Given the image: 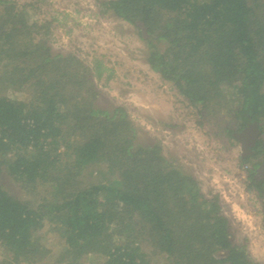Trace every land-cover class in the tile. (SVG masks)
<instances>
[{
    "label": "trees",
    "instance_id": "1",
    "mask_svg": "<svg viewBox=\"0 0 264 264\" xmlns=\"http://www.w3.org/2000/svg\"><path fill=\"white\" fill-rule=\"evenodd\" d=\"M99 11L135 28L201 127L225 115L235 143L249 124L264 132V0H102ZM51 36V22L0 0V264H260L218 190L203 193L159 142L140 143L124 107L96 106L105 63L54 53ZM251 151L240 164L264 205V141Z\"/></svg>",
    "mask_w": 264,
    "mask_h": 264
},
{
    "label": "rangeland",
    "instance_id": "2",
    "mask_svg": "<svg viewBox=\"0 0 264 264\" xmlns=\"http://www.w3.org/2000/svg\"><path fill=\"white\" fill-rule=\"evenodd\" d=\"M13 1L19 7H28L32 20L51 22L50 45L54 53H73L90 66L96 59L105 63L111 72L95 80L99 91L96 106L107 111L124 107L138 130L140 143L159 142L164 156L193 175L203 193L212 189L223 192L220 197L235 241L245 244L255 261L264 264V205L247 190V171L251 167L243 172L241 144L223 134L222 124H231L232 120L222 115L214 125L204 122L201 127L197 110L146 63L147 48L135 28L112 13L99 11L102 0ZM110 74L111 79L106 81ZM11 96L22 98L19 94ZM260 132L259 138L264 141V132ZM259 163V175L264 176V155ZM2 182L11 194L21 196L13 182L6 178ZM242 191L246 194L240 198ZM230 202L240 205L244 213L238 215ZM47 246L52 253L61 250L53 238ZM156 263L165 262L159 258ZM83 264H103V260L93 256Z\"/></svg>",
    "mask_w": 264,
    "mask_h": 264
},
{
    "label": "water",
    "instance_id": "3",
    "mask_svg": "<svg viewBox=\"0 0 264 264\" xmlns=\"http://www.w3.org/2000/svg\"><path fill=\"white\" fill-rule=\"evenodd\" d=\"M260 133L257 123L249 124L242 131L234 133V137L241 144L242 157L252 154L251 149L256 145Z\"/></svg>",
    "mask_w": 264,
    "mask_h": 264
},
{
    "label": "built area",
    "instance_id": "4",
    "mask_svg": "<svg viewBox=\"0 0 264 264\" xmlns=\"http://www.w3.org/2000/svg\"><path fill=\"white\" fill-rule=\"evenodd\" d=\"M247 170H248V166H247V165L243 166V172H246ZM218 191H220V190H218ZM221 193L223 194V192L220 191V194H221ZM245 194H246V193H245L244 191H242V193H240V195H239L240 198H243V197L245 196ZM230 203L233 205L235 211H236V209L239 211V212H238V215H239L240 212H243V213H244V211H243V209L241 208V206L238 205V204H236V202H230ZM236 215H237V214H236ZM249 218L252 219L251 216H249Z\"/></svg>",
    "mask_w": 264,
    "mask_h": 264
},
{
    "label": "crops",
    "instance_id": "5",
    "mask_svg": "<svg viewBox=\"0 0 264 264\" xmlns=\"http://www.w3.org/2000/svg\"><path fill=\"white\" fill-rule=\"evenodd\" d=\"M250 251V250H249ZM252 254V253H251ZM253 256V255H252ZM254 258V257H253Z\"/></svg>",
    "mask_w": 264,
    "mask_h": 264
}]
</instances>
